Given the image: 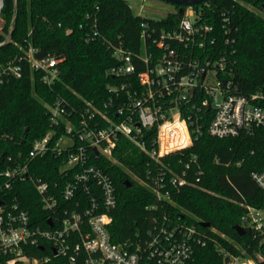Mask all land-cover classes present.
Segmentation results:
<instances>
[{
	"label": "built area",
	"instance_id": "built-area-1",
	"mask_svg": "<svg viewBox=\"0 0 264 264\" xmlns=\"http://www.w3.org/2000/svg\"><path fill=\"white\" fill-rule=\"evenodd\" d=\"M192 7L183 8L173 28L142 22L139 52L122 44L110 46L115 64L107 74L124 80L108 86L111 96L100 106L82 100L67 111L64 99L47 106L51 128L31 143L26 156L0 173V264H47L56 258L63 264H187L193 246L205 244L194 224L179 222L167 211L157 214V202L169 199V187L177 190L190 184L185 170H162L161 159L188 148L203 129L212 137L227 138L248 135L264 125V93L239 94L235 84L220 75L231 69L235 50L220 52L213 26ZM224 43L232 45L234 39L225 36ZM61 61L54 54L37 59L29 47L17 61L0 64V83L20 78L23 62L50 86ZM203 111L209 114L206 125ZM120 137L156 167L138 180L151 190L155 202L144 207L146 233L134 246L110 240L107 226L116 189L111 177L90 163L89 152L114 162L112 151ZM46 155L61 158V184L30 172L32 161ZM250 177L264 195V171ZM15 181L29 183L39 196L44 226L6 197ZM241 205L239 226L264 236V207L245 201ZM220 251L225 264L240 260Z\"/></svg>",
	"mask_w": 264,
	"mask_h": 264
},
{
	"label": "trees",
	"instance_id": "trees-1",
	"mask_svg": "<svg viewBox=\"0 0 264 264\" xmlns=\"http://www.w3.org/2000/svg\"><path fill=\"white\" fill-rule=\"evenodd\" d=\"M173 7L174 12L165 18L153 20L134 15L125 0H2L0 64L17 61L29 47L37 59L54 54L62 61L50 86L42 81L41 73L23 62L20 78L0 83V173L26 156L31 143L51 128L47 106L57 99L66 101L67 111L70 106H80L82 100L95 106L108 100V86L124 80L107 74L115 64L110 46L122 44L139 52L140 24L173 28L178 24V7ZM192 8L213 26L220 52L235 50L231 69L220 75L231 80L239 94L264 93V0H206ZM224 30L229 33L225 35ZM225 36L232 37L234 43L226 45ZM203 114L206 125L209 114ZM62 132L61 127L57 135ZM89 155L90 163L108 174L116 189V205L109 211L107 226L110 240L134 246L146 233L144 207L155 202L151 190L138 180L156 167L123 137L112 151L114 162L91 152ZM161 162L159 166L166 173L185 170L190 184L177 190L169 187V199L157 202V214L167 211L179 222L194 224L205 237L204 245L193 246L187 264H225L220 250L264 264V236L248 228H243V234L234 229L244 214L241 203L264 207V195L250 177L252 172L264 171V125L248 135L227 138L212 137L203 129L188 148ZM60 164V157H38L30 172L61 184ZM126 180L130 186L125 185ZM6 197L26 210L33 222L44 226L40 198L29 183L15 181ZM47 264L63 263L56 258Z\"/></svg>",
	"mask_w": 264,
	"mask_h": 264
},
{
	"label": "rangeland",
	"instance_id": "rangeland-1",
	"mask_svg": "<svg viewBox=\"0 0 264 264\" xmlns=\"http://www.w3.org/2000/svg\"><path fill=\"white\" fill-rule=\"evenodd\" d=\"M125 1L129 4V7L134 15H139L153 20H161L165 18L168 13H172L175 10L173 5L165 3L161 0H146L144 2H141L140 0ZM1 24L2 21L0 19V27ZM245 262V260L240 259L237 264H244ZM253 263L256 264L255 262Z\"/></svg>",
	"mask_w": 264,
	"mask_h": 264
},
{
	"label": "water",
	"instance_id": "water-1",
	"mask_svg": "<svg viewBox=\"0 0 264 264\" xmlns=\"http://www.w3.org/2000/svg\"><path fill=\"white\" fill-rule=\"evenodd\" d=\"M161 1H163L165 3H168V4H171V5H174V6H177L178 7V10H177L178 16H177V18L179 19L180 16L182 15V13H183V8L184 7L194 6L196 4L204 2L206 0H161ZM93 151L96 152L95 149H93ZM124 183H125L126 186H130L131 185V183L128 180H126ZM48 224L50 225L51 222L48 221ZM201 225L203 227H208L209 226L208 223H202ZM234 229H235V231L238 234H243V232H244V229L242 227H240L239 225L234 226Z\"/></svg>",
	"mask_w": 264,
	"mask_h": 264
},
{
	"label": "crops",
	"instance_id": "crops-1",
	"mask_svg": "<svg viewBox=\"0 0 264 264\" xmlns=\"http://www.w3.org/2000/svg\"><path fill=\"white\" fill-rule=\"evenodd\" d=\"M244 264H254V263L251 260H246V262Z\"/></svg>",
	"mask_w": 264,
	"mask_h": 264
}]
</instances>
